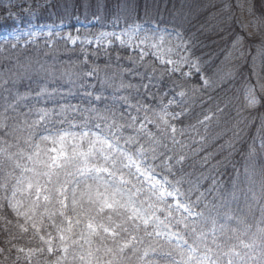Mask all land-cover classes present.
Here are the masks:
<instances>
[{"label": "snow or ice", "instance_id": "obj_1", "mask_svg": "<svg viewBox=\"0 0 264 264\" xmlns=\"http://www.w3.org/2000/svg\"><path fill=\"white\" fill-rule=\"evenodd\" d=\"M212 16L226 47L211 75L194 35L146 24L127 0L110 18L94 14L111 31L3 37L11 49L40 35L53 49V37L79 42L81 58L53 56L0 77V221L11 239L27 235L34 245L0 254L15 249L14 264H264V120L245 115L264 107V12L251 0H223ZM92 45L91 55L109 59L110 48L128 50L129 66L117 54L101 76L89 65ZM225 86H237L233 97L184 123L197 100ZM213 124L221 130L210 136ZM251 127L244 170L225 186L208 149L230 132L219 146L230 155ZM194 157L208 175L184 173Z\"/></svg>", "mask_w": 264, "mask_h": 264}, {"label": "trees", "instance_id": "obj_2", "mask_svg": "<svg viewBox=\"0 0 264 264\" xmlns=\"http://www.w3.org/2000/svg\"><path fill=\"white\" fill-rule=\"evenodd\" d=\"M223 0H127L129 8L132 10L133 15H138L141 21L146 24H159L162 28L168 27L170 30L173 27H179L189 35H194L196 39V47L194 49L195 54L201 58L202 63L207 71V74L211 75L220 61L223 60L224 49L226 42L220 38V35L216 32L218 25V19L212 16V13L217 12V9L221 6ZM255 6L257 15L264 12V0H251ZM125 0H30V6H33L34 11V24L37 26H55L63 27L65 31H73L79 28L81 31L88 29H96V25L90 27H84L85 24L90 23L93 20L94 14L99 13L102 16H110L115 14L119 7H123ZM210 4H215L216 8L208 7ZM7 9L1 7L0 12V33L12 32L16 28L15 22L12 21V16H6ZM239 15V13H237ZM243 20L247 21L249 17L244 15ZM54 49L47 45L46 41L41 42H29L24 45L18 44L17 48L11 49L9 45L2 44L0 49H8L3 54H0V77L7 78L11 73L23 74L24 69L37 60L41 62L47 61L53 62V56L58 61L62 60L67 62L69 57L73 61H78L81 58L80 44L75 46L70 45L65 40L54 38ZM15 43V42H13ZM89 53V65H99L101 69V76L104 74L105 66L111 64L112 67L108 69V73L111 74L115 70L116 56L122 58L119 63L128 67L127 57L132 55L128 50L121 49L119 47L110 48V57L100 51L97 55H91L96 51V46H88L86 48ZM15 78V77H14ZM125 79H130L125 77ZM133 83H138V79L133 78ZM29 81L27 78L23 79L22 84L18 82L20 90L23 92ZM192 83H195V78ZM35 87V84L32 85ZM99 87V85H97ZM237 86H225L224 89L218 91H209L205 93V103L201 104L197 100L192 105L190 115L185 119L184 123H195L196 118L202 113L208 111V109H215L216 104L224 99L231 98L235 94ZM162 90L163 86H162ZM211 99H207L208 97ZM79 99H72V103H78ZM223 107V104H221ZM232 115H235L234 109ZM250 121H255L256 125H259V121L264 120V107H258L251 113H245ZM221 127H223V119L221 121ZM221 128L216 127L215 124L210 128V136L215 135ZM256 127H251L248 134H246L242 140L235 145V151H232L229 155V149L225 147L224 151H219V146L225 144L228 136L220 139L216 144L211 145L208 151L215 153L214 158L210 161V165H218V171L213 172L216 178L223 182L225 186H230V182L236 176V171L240 173L244 170L245 161L243 159L244 149L246 142H249L251 135H256ZM209 167H201L199 158L194 157L189 159L183 165L184 173H191L192 178L195 179L201 173L204 175L209 174ZM243 179V176L240 177ZM208 181L201 180L203 187L201 191L208 186ZM14 219V218H13ZM13 232L18 230L12 229ZM10 240V243L5 241ZM12 244L17 247H32L34 246L29 239V236L24 235L19 239H11L10 235L4 231L3 221H0V248H11ZM15 249L12 250L9 255L7 252L0 254V264H14L16 258ZM19 264H24L20 261Z\"/></svg>", "mask_w": 264, "mask_h": 264}, {"label": "rangeland", "instance_id": "obj_3", "mask_svg": "<svg viewBox=\"0 0 264 264\" xmlns=\"http://www.w3.org/2000/svg\"><path fill=\"white\" fill-rule=\"evenodd\" d=\"M1 7L6 8L8 10L6 13V16H9V15L12 16L11 19L16 24V28L12 32H10L13 35H19L20 33L29 32V31L47 33L49 30H52L54 32H59L61 37H64L68 34H71L72 36H76L77 29H79V28H76L73 31H70V30L65 31L63 27H60L58 25H55V26L51 25V26H44V27L37 26L36 24H34V11L32 10L33 6H30V0H0V12H1ZM85 25L87 27L96 25L95 27L96 29H92V30L88 29L86 31H81L79 29V35L81 37L85 35H90L92 33H97L98 31H101V30H107V31L112 30L110 25L106 26L105 28H101V25L97 24L94 20H92L90 23H87ZM118 30L119 29H117V31ZM8 33L9 32L0 33V47L2 46V44H4L3 37L7 35ZM54 38L56 37H53V39ZM47 39L48 38L46 36L40 35L36 37L35 41L41 42V41H47ZM25 40L26 38L22 37L19 44L24 45V44L29 43V42L26 43ZM60 40H63V39H60ZM30 42H33V41H30ZM68 43L71 45L70 42ZM77 44H79V42ZM260 122L261 121H259V123Z\"/></svg>", "mask_w": 264, "mask_h": 264}]
</instances>
